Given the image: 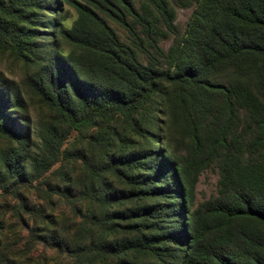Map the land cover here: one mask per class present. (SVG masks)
Returning <instances> with one entry per match:
<instances>
[{
  "label": "trees",
  "instance_id": "1",
  "mask_svg": "<svg viewBox=\"0 0 264 264\" xmlns=\"http://www.w3.org/2000/svg\"><path fill=\"white\" fill-rule=\"evenodd\" d=\"M33 1L0 0V38L35 58L27 31L1 21L23 20ZM189 2L212 5L207 11L214 15L195 12L184 39L169 0L61 1L76 19L69 28L57 23V37L76 51L57 47L36 83L58 121L77 136L117 120L150 136L159 114L178 112L190 137L142 156L108 155L109 138L101 157L74 156L80 179L71 183L65 172L61 185H51L45 181L52 168L67 157V133L45 141L26 175L27 135L18 131L20 119L2 109L8 101L2 90L0 137L10 147L0 162L10 178L0 169V264H264V0L182 5ZM199 18L203 25H196ZM158 25L175 35L167 52L158 45ZM208 169L217 172L215 195L196 202L198 178ZM65 184L79 187L80 196L61 189ZM30 189L49 211L25 200ZM12 222L27 232L15 242L8 236ZM38 247L43 252L33 256Z\"/></svg>",
  "mask_w": 264,
  "mask_h": 264
},
{
  "label": "rangeland",
  "instance_id": "2",
  "mask_svg": "<svg viewBox=\"0 0 264 264\" xmlns=\"http://www.w3.org/2000/svg\"><path fill=\"white\" fill-rule=\"evenodd\" d=\"M62 0H34L32 5L26 10L23 20H17V17L7 18L1 17L3 25L11 28V23L17 22L18 27L27 31L25 38L28 43L35 47L36 56L33 58L26 54L16 52V47L10 45L0 38V97H3L2 90L5 91L8 101L1 104L5 113L18 117L20 123L18 124V131L27 135L28 155L29 158L23 161L22 172L26 175L31 174V157L38 154L39 150H43L45 141L51 136H58L61 133H67L66 147L68 148L67 157L61 163L55 165L51 172L53 174L45 183L51 185L62 184L63 175L68 173L67 178L71 183L80 179L81 172L79 169L73 170V161L76 154L89 153L101 157L105 150V145L108 139H111V146L107 147L108 155H119L131 150L138 156L146 155L151 150L155 152L164 149L168 143L173 146L178 145L179 140H187L190 137L189 128L185 124L178 112L166 113L165 111L158 115V123L155 129L151 130L149 135L141 136L129 128H124L121 121L106 123V128L99 126H90L81 136H77V132L65 127L56 114L48 107V105L40 98L36 91L40 73V68L46 63L49 56L53 55L57 50L63 52L76 51L71 45L66 43L63 39L57 37L55 25L60 23L62 27L69 28L72 22L76 19L74 10L67 5L61 3ZM136 6H139V0H133ZM187 0H169L170 7L174 10L175 24L177 26L178 38H188V26L192 21L194 13L198 12L203 16H213L212 11H207L211 8H199L197 2H189L188 5L183 6ZM202 18L196 19V25H203ZM110 26L116 31L120 40L125 43H130L128 32L116 22L109 20ZM156 33L160 35L158 40L159 47L167 52L172 45L175 35L167 33V30L162 26L157 27ZM165 33V35H164ZM186 41V40H185ZM193 45V43H191ZM191 45V46H192ZM190 43L186 41V55H189ZM140 59L144 61L145 55L140 53ZM219 78V77H218ZM225 79L224 74L220 79ZM6 84V85H5ZM15 95L16 101L13 102V97L9 93ZM18 105L16 108H10V105ZM149 131L147 130V133ZM152 135V136H151ZM10 147V143L4 138L0 137V159L3 154L2 150ZM148 166H152V162L147 160L145 162ZM0 162L1 174L6 178H10V174L5 171ZM108 178V174L105 175ZM217 172L214 169H208L201 173L195 187L196 202H201L209 197L215 195ZM44 184V182H42ZM70 183V184H71ZM69 184V185H70ZM69 185H62L61 189H71L73 194L78 197L81 190L78 188H71ZM42 186V185H41ZM25 200L29 201L32 206H39L50 210L49 205L44 200L43 196H35L33 189L23 193ZM1 197V190H0ZM53 206L55 204L52 203ZM54 213V210L51 209ZM12 230L8 232L11 242L19 239L15 235L20 233V238L26 236L25 230L21 227L13 228L17 224L12 222ZM20 241V240H19ZM25 241L22 240L19 245L24 246ZM42 247L33 253V256L43 252ZM46 255L50 256L51 252L47 251Z\"/></svg>",
  "mask_w": 264,
  "mask_h": 264
}]
</instances>
